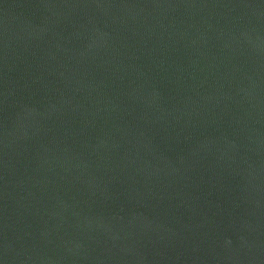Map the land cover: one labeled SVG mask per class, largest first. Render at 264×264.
<instances>
[{
  "label": "water",
  "instance_id": "95a60500",
  "mask_svg": "<svg viewBox=\"0 0 264 264\" xmlns=\"http://www.w3.org/2000/svg\"><path fill=\"white\" fill-rule=\"evenodd\" d=\"M0 264H264V0H0Z\"/></svg>",
  "mask_w": 264,
  "mask_h": 264
}]
</instances>
